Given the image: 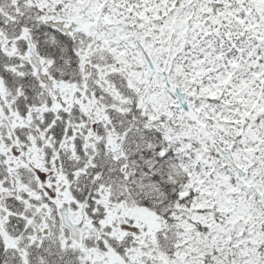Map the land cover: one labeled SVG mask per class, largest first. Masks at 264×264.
Masks as SVG:
<instances>
[{
    "label": "snow or ice",
    "instance_id": "1",
    "mask_svg": "<svg viewBox=\"0 0 264 264\" xmlns=\"http://www.w3.org/2000/svg\"><path fill=\"white\" fill-rule=\"evenodd\" d=\"M0 264H264V0H0Z\"/></svg>",
    "mask_w": 264,
    "mask_h": 264
}]
</instances>
